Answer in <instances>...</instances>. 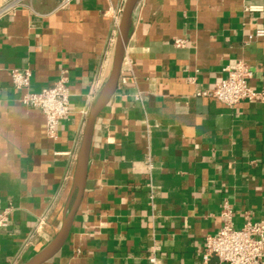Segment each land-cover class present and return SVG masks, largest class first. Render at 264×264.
Masks as SVG:
<instances>
[{
    "label": "crops",
    "instance_id": "obj_1",
    "mask_svg": "<svg viewBox=\"0 0 264 264\" xmlns=\"http://www.w3.org/2000/svg\"><path fill=\"white\" fill-rule=\"evenodd\" d=\"M61 1L18 0L0 19V211L13 207L0 264H26L58 233L86 112L112 66L125 0ZM259 28L264 0H140L118 88L95 125L82 203L44 264H204L225 202L235 227L264 223V103L229 108L195 95L240 59L264 91V38L248 42ZM14 69L31 72L32 93L68 78L71 113L55 139L12 86Z\"/></svg>",
    "mask_w": 264,
    "mask_h": 264
},
{
    "label": "built area",
    "instance_id": "obj_2",
    "mask_svg": "<svg viewBox=\"0 0 264 264\" xmlns=\"http://www.w3.org/2000/svg\"><path fill=\"white\" fill-rule=\"evenodd\" d=\"M18 0L0 7V19L9 14L17 6ZM75 0H62L60 6H69ZM258 8L250 7V11ZM121 12L116 17L118 29ZM264 38V28L256 29L248 37V42ZM178 45L183 42L177 41ZM227 77L221 79L214 86L196 92L197 97L212 98L221 104L235 108L242 102L264 103V91L251 86L252 70L248 62L237 60L232 66H226ZM12 86L21 94L22 102L30 108L40 110L46 117L48 138L55 139L61 122L71 113L70 90L68 78L62 77L53 86L41 92L29 91L31 72L28 69H14L12 71ZM86 112V115H88ZM147 183L151 198L154 197L156 186L152 177L153 163L151 155L146 160ZM13 207L8 206L0 211V229L7 228L11 221ZM233 208L225 202L221 210L223 225L214 235L206 236L204 240L203 263L209 264L211 258L216 257L224 264H264V223L253 221L247 217L241 227L233 224ZM150 264H158L156 256L149 259Z\"/></svg>",
    "mask_w": 264,
    "mask_h": 264
},
{
    "label": "water",
    "instance_id": "obj_3",
    "mask_svg": "<svg viewBox=\"0 0 264 264\" xmlns=\"http://www.w3.org/2000/svg\"><path fill=\"white\" fill-rule=\"evenodd\" d=\"M139 2L140 0H125L124 2L114 44L110 74L88 112L81 145L77 155L71 195L65 208L61 227L50 243L26 264H44L53 258L67 241L86 188L95 125L99 115L110 103L118 88L125 51L131 34L133 16Z\"/></svg>",
    "mask_w": 264,
    "mask_h": 264
}]
</instances>
